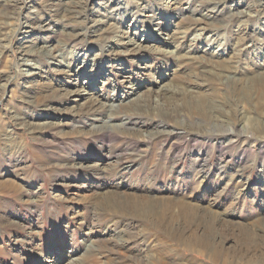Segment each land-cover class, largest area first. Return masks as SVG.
<instances>
[{
	"label": "rangeland",
	"instance_id": "obj_1",
	"mask_svg": "<svg viewBox=\"0 0 264 264\" xmlns=\"http://www.w3.org/2000/svg\"><path fill=\"white\" fill-rule=\"evenodd\" d=\"M76 1L0 0V13L2 4H11L19 15L18 22L0 23V43L8 47L0 49V150L5 158L20 157L0 167V174L10 172L0 183L20 188L17 197L0 194V264H264V133L244 136V154L237 156L239 142H224L222 151L205 136L138 146L121 137L95 140L91 120L77 118L93 103L126 107L142 95L151 109L163 96L185 111L174 121L186 129L196 122L188 114L192 103L216 94V101L230 104L221 103L227 114L233 110L239 130H250V123L264 129V98H256L257 115L254 104L227 94L234 80L247 84L264 74V18L256 23V43L248 29L217 26L224 13H263L262 1L227 2L213 20L208 9L192 14L205 0H85L89 21L116 27L119 36L107 48H68L61 61H48L45 54L77 25L59 26L44 12ZM18 23L26 33L10 37ZM22 50L37 52L36 60L23 61ZM221 108L210 112V122ZM118 161L130 169L117 175ZM187 210L205 219L197 237L211 227L205 246L191 243L198 228L184 223Z\"/></svg>",
	"mask_w": 264,
	"mask_h": 264
},
{
	"label": "bare ground",
	"instance_id": "obj_2",
	"mask_svg": "<svg viewBox=\"0 0 264 264\" xmlns=\"http://www.w3.org/2000/svg\"><path fill=\"white\" fill-rule=\"evenodd\" d=\"M13 1L16 4L18 3L17 2L18 0H13ZM118 1L119 0H115V2H118ZM260 1H262V3L264 4V0H260ZM227 2H235V1L234 0H205V1H201L199 3L200 5H197L198 7L193 8L192 14L193 13L199 14V13L203 12V9H208L211 14H212V12L214 13L213 17H210V18L211 19L213 18V20H216L215 18H217L218 15L222 13V10L215 11L216 7L223 8ZM12 6L13 7H11V4L10 5L2 4V7L4 10L1 11L2 13H0V21H1L0 23L1 24H6L7 22H9V21L12 22L14 20L17 22L19 21V15L16 12V10H14L16 8L15 7L16 5H12ZM48 8L49 9H47L44 12V14L46 13L47 18H50L52 20L53 19L57 20L58 21L57 25L62 26V27H65V26L71 27L70 23H69V25H66L67 22H71V21L73 23H76V25H77L75 28L72 27L73 30L69 31L68 33H64V38H63L62 42L59 44V46H57L55 48V50H53V52L45 54L46 57L48 58V61H49V59L54 60V61H61L62 56H64L67 53L68 48H75L76 47L77 49H80V48L84 47V49H85L89 46L92 47V44H96L101 48L102 47L107 48V47H109V44L112 43V38L119 36L120 31L118 29H116V27L103 29V28L99 27L97 24L91 23L89 21V13H88V9L86 7V1L85 0H83V1L78 0L74 3H71V5H67V6L54 5L53 4V6H50ZM110 11L112 12L113 10L111 9ZM36 15H38V16H35V18H33V19H36V21H39L41 18L40 12H38ZM215 15H217V16L214 17ZM254 16H256V17H254ZM254 16L249 14L247 11H239V12L236 11L233 13H231V12L224 13V15L220 18L221 20L219 19L220 22L217 21V26H220L221 28H227L228 26L236 25L238 27V29H240V28H241V30L242 29H248V32H250L249 39L251 40L252 43H256L259 41L258 38L256 37V33H257L256 32V29H257L256 23L259 20L258 19L259 17L264 18V12L263 13H257ZM189 21L191 22V25L195 24L194 23L195 21L193 22L192 19H190ZM26 27L27 26H22L20 23L16 24L14 29H12V31H10L11 32L10 37H12V35H14V34L26 33V30H25ZM37 28L42 29V27H39V25ZM48 29H49L48 26L46 28H44V30H48ZM80 30H83V31L80 32ZM10 32H9V34H10ZM94 32H101V34L99 35V39L95 40V41H90V42L86 41L85 36H87L90 33H94ZM185 33L186 32H183V34H185ZM7 39L8 38L5 36L4 39L1 41L7 40ZM1 43H0V49L6 51L8 49V47H6L5 45H2ZM242 43H243V40L241 41L240 45H244ZM246 48L247 47L241 46V51L242 50L245 51ZM241 51H239V52H241ZM19 54L22 57L23 61L24 60L34 61L32 59L36 60L35 56L37 55V52L34 53V52L22 50ZM236 63H238V61ZM35 64H36V62H35ZM215 64H217V63H215ZM234 64H235V61H234ZM25 65H28L29 68L32 70L31 64H25ZM34 65H33V69H34ZM233 71L237 72L238 74H243V71L241 69H239V67H236ZM247 82L248 83L245 84V82H242L240 79L234 80V82L231 84V87H230L232 91L230 93L227 92V94L230 97L234 96L238 103L245 104V105L246 104H254V106L252 107V109L254 110V113L257 115H260V110L262 108L260 106L261 100H256V98H261V99L264 98V74H261L256 79L250 78V79H248ZM237 85H243V87L239 89L237 87ZM225 86H224V88L226 89L228 86H226V87ZM215 95L213 94L210 97L200 98L198 101H196L194 103L191 102L193 104V107L190 105L191 106L190 109L193 112L188 113V114L192 118H194V116H195L196 122H194V121H193L194 123L190 122L191 125H188V127L186 129L183 127L184 123L182 124V122L178 123V122L174 121V119H176V117H177L176 115L178 113L185 112V111L184 110H180V111L175 110L176 106L173 107V106H171V104H168V102L166 103L163 96H160L159 100L157 99L155 101L154 107L151 108V109H153V111L155 113H151V111H150L151 109L147 105L148 101H150L148 96L143 97L142 95L141 96L137 95V97L132 101V103H129L126 107L124 104H118L117 106H105L106 104H104V103H99V102L93 103L90 106L84 107L81 110V112H79L80 116L77 118H78V120L83 118L84 121L91 120V123L88 126L89 131H90L89 136L91 138H94L95 140H102V141H105L107 139L118 140L121 137L122 139H124L128 142L136 144V146H138L137 144L141 145L143 143L153 142L157 139L160 140V138H164L165 140L167 138H175V139H177V138H179V139H183V138L184 139L185 138L195 139L196 138L197 139L198 137L203 138L205 136L207 138L209 137V138L215 139L214 140L216 142L215 146H217V148L221 149L222 151H225L224 149L227 148L226 146L237 145V143L234 144V142H239L241 145L243 143L241 140L243 139L244 136L247 137L248 134L253 135L255 133H258V134L264 133L263 127L255 124V123H250V128H251L250 130H242V129L239 130L238 122L233 119V114H234L233 110H230L229 114H227L223 110V108H224L223 104H225L226 106L228 105L225 108H229L230 104H227L226 102L216 101ZM221 103H223V104H221ZM220 106H222V108H221V112H218L219 117H217L213 121L214 123L210 122L208 120V119H211L210 112L212 110L218 111V107H220ZM74 114H76V113H74ZM134 118L135 119L140 118L141 120L149 122L152 125L148 128L147 123H145L144 121L139 123L136 121L137 119L135 120ZM172 121H174V124L172 123ZM198 122H199V124H198ZM200 122L204 123V124H202L201 126H197V124L200 125ZM31 128H32V130H31L32 132H41L44 130L49 131V129H47L46 127L45 128L41 127L40 129H38V128H34L31 126ZM42 128H43V130H42ZM145 128H148L149 131H146ZM150 128H152V129H150ZM75 132H77V131L74 130L72 132H69L70 134H67V133L66 134L68 136H70V135H74ZM254 140L255 139H252L249 141H250V143L253 142V144H254V143H256ZM1 141L2 140L0 138V145L2 144ZM224 142L227 143L226 146H223ZM245 146H247V145H245ZM259 146H260V148H262L264 150V139L259 141ZM241 149H242V145L240 147H238V149H237V156H242L244 154V152ZM3 153L4 152L0 150V167L3 166L5 163L13 162V164H14V163L20 161V159H19L20 157L18 155H15V153L9 155V157H7V158H5ZM118 163H120V161H118L115 165L116 173H118L120 171H124L126 169H130V167L122 165V164H118ZM13 166H15V165H13ZM157 167H161V166H157ZM108 171H111V169L105 170V172H108ZM6 173H10V172H6ZM6 173L0 174V176L1 177H3L4 175L7 176L8 174H6ZM119 174H121V173H118L117 175H119ZM153 179H151V180H153ZM121 180H123V179H121ZM0 189L2 190V193H0L2 195V197H1V199H2L3 195H7V194L11 198L17 197L16 194L20 188L17 185H15L14 183H12L11 181L10 182L2 181L0 183ZM1 199H0V201H1ZM14 199H16V198H14ZM126 202H127V200H126ZM0 204H1V202H0ZM155 204H156V202H155ZM183 212H182V214H183ZM0 219L2 220V218H0ZM182 219H183L184 223H186L188 226L193 225V224L197 225L198 230L196 229V231L194 232V236L192 235L191 243H194L195 241H199L203 246H205V244H208V240L212 241V239L210 237V234L213 233V232L211 233V227H206L205 231L203 233H201L200 237L196 236L197 231H199L201 229L202 225H204V223H205V219L202 217V215L198 214V212L197 213H192V212L190 213L187 210L186 214L183 215ZM183 244L186 245L187 241H183ZM190 246H189V248L192 249ZM118 249H120V248H118ZM87 258L88 257H86L85 259H87Z\"/></svg>",
	"mask_w": 264,
	"mask_h": 264
}]
</instances>
